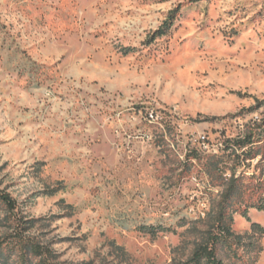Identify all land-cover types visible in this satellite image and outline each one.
I'll list each match as a JSON object with an SVG mask.
<instances>
[{"label": "rangeland", "instance_id": "1", "mask_svg": "<svg viewBox=\"0 0 264 264\" xmlns=\"http://www.w3.org/2000/svg\"><path fill=\"white\" fill-rule=\"evenodd\" d=\"M252 128L264 0H0V189L17 203L0 202V238L23 230L28 264H179L224 188L186 155ZM263 156L237 174L264 180ZM249 216L233 227L264 264V211Z\"/></svg>", "mask_w": 264, "mask_h": 264}, {"label": "trees", "instance_id": "2", "mask_svg": "<svg viewBox=\"0 0 264 264\" xmlns=\"http://www.w3.org/2000/svg\"><path fill=\"white\" fill-rule=\"evenodd\" d=\"M173 23L174 11L169 14L152 38L156 39L167 34ZM258 103L260 106L263 104V102ZM262 141L264 136L252 128L243 137L227 140L225 153L222 156L203 155L199 149H192L186 155V163L191 166L194 161L203 163L210 175L213 174L221 179L224 188L211 208L212 223L206 229L198 230V238L194 241L191 255L179 264H255V260L246 256L254 248V242L247 241L253 234H239L234 230V214L240 212L250 220V209L264 211V180L256 182L255 176L246 180L245 176L237 174L236 167L242 162L261 156L262 153L264 155ZM224 157L233 158L236 162L233 168H229L232 171L229 177L225 176L228 168L223 166L226 163ZM203 159L206 160L205 163ZM0 202L11 212L17 208L16 201L2 189H0ZM252 230L254 233H264V227L257 222L252 223ZM16 253L19 254L21 264H28L30 261L28 256L31 254L36 257L42 255L39 246L25 238L23 230L17 231L13 238L9 236L0 238V263Z\"/></svg>", "mask_w": 264, "mask_h": 264}, {"label": "bare ground", "instance_id": "3", "mask_svg": "<svg viewBox=\"0 0 264 264\" xmlns=\"http://www.w3.org/2000/svg\"><path fill=\"white\" fill-rule=\"evenodd\" d=\"M149 119L152 121V120H155L156 117H155L154 115H151V114H150Z\"/></svg>", "mask_w": 264, "mask_h": 264}, {"label": "built area", "instance_id": "4", "mask_svg": "<svg viewBox=\"0 0 264 264\" xmlns=\"http://www.w3.org/2000/svg\"><path fill=\"white\" fill-rule=\"evenodd\" d=\"M151 115H154L156 117V115L154 113H151Z\"/></svg>", "mask_w": 264, "mask_h": 264}]
</instances>
